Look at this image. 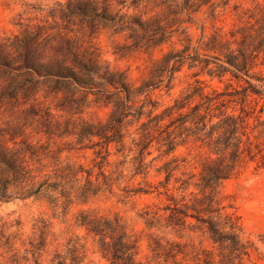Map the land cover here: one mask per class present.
I'll return each mask as SVG.
<instances>
[{"label": "trees", "instance_id": "1", "mask_svg": "<svg viewBox=\"0 0 264 264\" xmlns=\"http://www.w3.org/2000/svg\"><path fill=\"white\" fill-rule=\"evenodd\" d=\"M139 0H131L137 7ZM178 1L187 21L192 13L211 0ZM127 0L119 1L125 6ZM66 10L59 16L78 14L88 19L110 21L118 29L138 27L141 37L130 35L132 46L149 51L167 42L171 31L156 17L147 22L119 12L111 15L108 0H65ZM249 15L254 19L231 33L232 41L221 33L211 35L205 44L215 55L193 57L169 50L152 62L147 79L136 86L128 82L123 71L113 70L100 60L98 50L51 24L26 23L17 34H0V113L21 107L15 123L0 125V201L45 198L54 207L67 209L73 200L85 202L104 191L111 192L123 170H106L111 157L123 153L129 119L140 131L133 138L135 156L131 158L133 176L142 175L145 185H126L125 196L155 193L162 205L153 211L147 207L143 218L148 228L156 227L165 236L149 242L150 255L139 258V239L118 216L81 210L76 224L92 239L95 252L105 264H245L257 247L245 238L243 223L234 203L221 190L222 184L239 175L248 162L259 157L264 165V74L255 71L264 65V8ZM262 13L260 17H257ZM54 11L52 18L57 17ZM186 22V21H183ZM68 30L67 27L64 28ZM240 37H237V36ZM141 45H140V42ZM233 45V46H232ZM218 53V54H217ZM202 65L210 76L230 74L224 88L206 92L202 81L174 98L160 112L154 91L172 86L184 59ZM262 59V62L259 61ZM92 105L110 107L106 119H86ZM53 109L62 114L54 113ZM36 125L37 132L48 137L76 136L68 142L70 150H93L92 165L66 163L54 168L53 176L38 181L41 157L54 156L47 145L33 144L26 129ZM192 139L206 149L193 167L184 156L174 154L179 145ZM156 143L168 158L157 168V182H150L147 156ZM12 144V145H10ZM114 146V152L112 151ZM126 158L116 166L126 164ZM132 176V177H133ZM75 182L77 186H64ZM9 186L17 190L8 194ZM49 193H52L50 195ZM57 194V195H55ZM79 237L76 236V239ZM68 255L56 253V264H79L75 246ZM12 255L8 264L15 263Z\"/></svg>", "mask_w": 264, "mask_h": 264}, {"label": "rangeland", "instance_id": "2", "mask_svg": "<svg viewBox=\"0 0 264 264\" xmlns=\"http://www.w3.org/2000/svg\"><path fill=\"white\" fill-rule=\"evenodd\" d=\"M119 1L121 0H108L111 4V15L119 12L133 15L136 19L145 22L150 17H156L162 26L168 23L167 29L171 33L167 42L145 51L132 46L133 41L129 38L130 35H135L141 37L142 43L145 42L143 32L138 27L118 29V26L108 20L88 19L78 14H68V18L63 20L59 12L66 10L65 3L45 6L41 2L29 3V0H0V34H17L20 31L19 23L57 26L56 29L68 32L70 36L85 45L91 41L103 63L113 70L123 71L128 82L138 86L142 80L147 79L152 62L162 58L169 50L182 51L187 45L186 38L190 40L186 54H190L191 57L195 50L200 54L215 55L204 47L211 35L218 32L232 41L230 32L238 31L248 22L253 24L255 20L250 19L249 15L259 12L256 7L259 10L264 8V0H211L210 3L202 5L197 12L192 13L193 20L188 22L178 1L139 0L137 7H130L131 0H127L125 6L119 4ZM53 11L58 14L56 18L50 16ZM261 15L262 13H259L257 17ZM65 27L68 30H65ZM261 62L262 59L259 63ZM255 71H262L264 74V65H259ZM230 78V74L221 77L210 76L207 69H202L201 64L192 63V59L186 57L180 70L175 74L171 88L164 84L154 91L155 98L160 101L158 111L172 104L174 98L187 90L190 85L196 84V79L202 81L201 85L206 92H210L213 88H224ZM21 107L0 113V125L6 122L15 123L18 120V113L22 111ZM53 111L62 114L63 117L66 116L65 113L57 112L55 109ZM109 113L110 107L92 105L85 110L84 117L95 121L98 118L106 119ZM22 116L23 114L20 113L21 118ZM138 127L139 124L134 119H129L126 126L128 134L125 138L124 154L118 153L112 156V165L105 168L107 171L117 169V173L123 170L124 177L117 180L111 192L106 190L85 202L80 199L73 200L67 209H57L45 198L0 201V264H8L7 260L12 255L15 259L13 264H56V253L68 255V248L72 246H75L80 252L79 256L83 257L79 264H105L95 252L92 239L86 237L85 231L76 224V216L81 210L94 211L111 217L120 216L129 230L139 239V258L146 260L150 255L151 239L165 236V233L156 227L148 228L143 218V212L147 207L155 211L162 205L161 199L155 193H138L127 197L123 192L126 185L138 186L139 183L145 185L142 175L133 176L130 161L136 155L135 150L130 153L129 149H134L132 139L139 137ZM26 131L30 142L47 145L54 151L51 154L54 159L42 156L40 164L34 166L35 169L40 170L38 174L41 173L38 181L53 176L56 166L69 162L91 167L93 150H70L67 145L68 142L75 143L76 136L48 137L42 132H37L35 124L28 126ZM158 147L154 143L151 155L147 156V162L150 163L147 179L154 183L160 177L157 168L172 156H164L163 150L159 151ZM114 150L112 146V151ZM206 153V149L202 148L199 142L190 139L185 144L179 145L174 154L186 157L192 165L189 169L194 170L193 167L198 164L200 157L205 156ZM124 158L126 164L117 167V162ZM2 169L1 167L0 170L4 173ZM71 186L75 187L77 184L71 182L64 187L69 190ZM16 190L15 187L9 186L8 194H13ZM221 190L234 203L243 223L245 238L253 241L257 247V251L252 252L251 260L245 261V264H264V165L261 159L257 157L249 161L239 175L222 184ZM76 236L79 238L76 239ZM66 264H71V261L67 260Z\"/></svg>", "mask_w": 264, "mask_h": 264}, {"label": "clouds", "instance_id": "3", "mask_svg": "<svg viewBox=\"0 0 264 264\" xmlns=\"http://www.w3.org/2000/svg\"><path fill=\"white\" fill-rule=\"evenodd\" d=\"M41 2L45 6H51L52 4H60L63 5L65 3V0H29V3H37Z\"/></svg>", "mask_w": 264, "mask_h": 264}]
</instances>
